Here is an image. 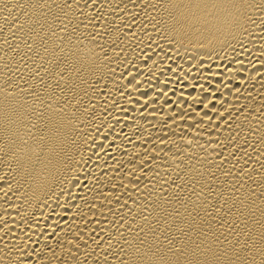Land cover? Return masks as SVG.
<instances>
[{"label": "bare ground", "instance_id": "1", "mask_svg": "<svg viewBox=\"0 0 264 264\" xmlns=\"http://www.w3.org/2000/svg\"><path fill=\"white\" fill-rule=\"evenodd\" d=\"M0 264H264V0H0Z\"/></svg>", "mask_w": 264, "mask_h": 264}]
</instances>
